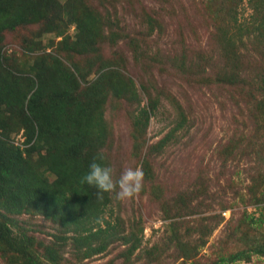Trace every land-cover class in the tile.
<instances>
[{"label": "rangeland", "instance_id": "1", "mask_svg": "<svg viewBox=\"0 0 264 264\" xmlns=\"http://www.w3.org/2000/svg\"><path fill=\"white\" fill-rule=\"evenodd\" d=\"M61 1L95 7L108 2L109 20L121 37L114 44L100 42L95 53L67 55L61 45L66 38L72 41L73 25L57 37L33 23L1 34L2 56L24 74L41 55L48 65L55 59L84 69L90 59L98 65L111 63L105 67L112 71L108 86L130 78L139 102L108 94L103 113L110 133L106 159L117 179L127 167L142 168L144 157L149 166L138 196L120 201L109 194L101 217L112 228L91 242L106 247L88 257L57 220L0 205V219L8 220L11 238L25 245L12 251L0 243V264H212L221 258L228 264H264V256L253 252L264 245V113L256 110L258 103L264 105V39L252 32L253 11L246 0L238 8V23L245 24L240 39L225 19L233 41L227 52L217 30L226 15L225 0ZM147 17L158 23L143 45L148 58L137 60L122 35L142 41ZM26 39L40 49L26 54ZM181 54L187 61L193 58L179 68ZM234 71L239 78L229 74ZM96 76L93 70L88 78ZM149 98H157L158 105L142 133L132 116L149 105ZM182 119V127L159 144ZM22 131L10 135L15 144L23 142ZM48 179L53 182L51 175ZM132 245L136 248L128 255ZM186 252L192 258L186 259Z\"/></svg>", "mask_w": 264, "mask_h": 264}, {"label": "trees", "instance_id": "2", "mask_svg": "<svg viewBox=\"0 0 264 264\" xmlns=\"http://www.w3.org/2000/svg\"><path fill=\"white\" fill-rule=\"evenodd\" d=\"M225 1L226 15L222 27L217 30L223 34L222 43L225 44L222 48L227 52L233 41L232 35H227L229 30L225 19H229L230 30L235 29L239 39L245 24L238 23L237 18L238 8L244 0ZM246 3L253 11L250 18L252 32L264 39V0H246ZM108 8V2L95 7L91 3L63 4L61 0H0V43L4 31H14L27 24L40 23L42 32L53 33L57 37L64 36L68 26L73 25L72 41L64 39L62 50H66L67 55L68 52L79 56L95 53L100 42L114 44L121 37L113 30L117 25L109 20ZM147 18L148 29L141 37L142 41L122 35L137 60L148 58V50L143 45L150 40L148 37L153 26L158 23ZM24 44L26 54H34L40 49L33 40L26 39ZM1 49L0 45V205L11 212L33 210L57 220L66 233L75 236L73 240L84 249L85 257L100 253L105 249V243L92 246L91 242L103 238L102 235L112 228L109 221L101 217L109 204V194L105 193L103 202H99L97 189L80 185L79 178L89 170V164L97 154L102 152L105 158L107 156L105 150L110 133L103 113L108 94L139 102L133 81L127 78L123 83L108 86L107 80L112 72L105 70L111 66L108 61L98 65L96 59H90L87 69H84L77 62L67 66L58 59L53 65H48L46 55L36 57L37 63L29 65L24 74L9 64ZM192 58L193 55L189 56L187 61L181 54L177 67L191 62ZM233 63L237 69V63ZM93 70L98 76L89 79ZM229 74L239 78L237 71ZM149 102L146 108L132 116L133 125L142 133L155 114L158 99L149 98ZM256 108L264 113L261 102ZM179 115L182 116L180 109ZM184 122L182 119L176 123L171 134L164 136L159 144L165 145L173 131L181 128ZM20 130H23V142L15 144L10 135ZM147 153L149 155L151 151ZM146 158L141 163L143 172L149 166ZM105 162L109 165L107 159ZM48 175L53 177V182L49 181ZM262 210L264 212V206ZM9 225L8 220L0 219V243L7 249L20 251L25 245L11 238ZM174 241L180 244L177 238ZM135 248L132 245L127 250L128 255ZM253 252L264 256V245L255 247ZM185 257L189 259L192 255L186 252ZM236 258L241 256L236 255ZM212 264L228 262L221 258Z\"/></svg>", "mask_w": 264, "mask_h": 264}, {"label": "clouds", "instance_id": "3", "mask_svg": "<svg viewBox=\"0 0 264 264\" xmlns=\"http://www.w3.org/2000/svg\"><path fill=\"white\" fill-rule=\"evenodd\" d=\"M103 153L97 154L89 164V170L79 178L80 185L97 189V200L103 202L104 194L115 193L120 201L131 200L143 190L144 173L141 167H127L115 178V170L106 162Z\"/></svg>", "mask_w": 264, "mask_h": 264}]
</instances>
